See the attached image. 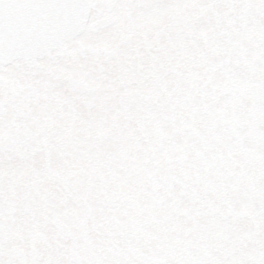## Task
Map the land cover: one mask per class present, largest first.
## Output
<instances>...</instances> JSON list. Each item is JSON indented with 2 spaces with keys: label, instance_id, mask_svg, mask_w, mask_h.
Wrapping results in <instances>:
<instances>
[{
  "label": "snow or ice",
  "instance_id": "6c2138e0",
  "mask_svg": "<svg viewBox=\"0 0 264 264\" xmlns=\"http://www.w3.org/2000/svg\"><path fill=\"white\" fill-rule=\"evenodd\" d=\"M0 264H264V0H0Z\"/></svg>",
  "mask_w": 264,
  "mask_h": 264
}]
</instances>
